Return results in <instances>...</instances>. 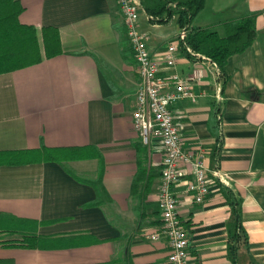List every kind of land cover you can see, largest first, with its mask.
Here are the masks:
<instances>
[{
	"label": "crops",
	"instance_id": "0c3cea01",
	"mask_svg": "<svg viewBox=\"0 0 264 264\" xmlns=\"http://www.w3.org/2000/svg\"><path fill=\"white\" fill-rule=\"evenodd\" d=\"M19 2L20 24L57 29L63 53L0 75V154H26L0 165V264H171L167 240L146 237L162 225L165 155L134 126L141 78L118 1ZM250 12L260 13L252 47L229 60L220 81L207 74L196 91L206 96L172 108L186 150L207 152L211 180L201 204L184 182L175 187L191 264H233L224 189L243 202L240 264H264V0H206L193 27L222 32ZM141 28L156 59L180 32L176 21L153 25L144 12ZM194 68L180 56L178 73ZM46 149L88 157L40 160ZM216 170L232 180L223 184ZM25 237L34 247L20 245Z\"/></svg>",
	"mask_w": 264,
	"mask_h": 264
},
{
	"label": "built area",
	"instance_id": "2783aa9c",
	"mask_svg": "<svg viewBox=\"0 0 264 264\" xmlns=\"http://www.w3.org/2000/svg\"><path fill=\"white\" fill-rule=\"evenodd\" d=\"M127 28L134 57L141 78L136 94L134 126L144 145L151 146L158 140L164 150L158 203L162 216L161 227L146 235L152 241L167 240L171 264H191L188 230L179 212V198L175 187L184 182L186 193L201 204L209 196V169L205 164L207 152H189L178 127L172 108L182 100L197 102L207 92L197 94L207 74L217 81L223 77V69L212 58L195 52L188 44V30H181L176 39L156 59L150 50V35L141 28L142 7L138 0H117ZM149 20V19H148ZM181 55L191 60L195 68L184 77L177 68ZM218 100H222V87L217 86ZM188 174L192 180L187 181ZM212 175L223 184L231 176L216 170Z\"/></svg>",
	"mask_w": 264,
	"mask_h": 264
},
{
	"label": "trees",
	"instance_id": "16d2710c",
	"mask_svg": "<svg viewBox=\"0 0 264 264\" xmlns=\"http://www.w3.org/2000/svg\"><path fill=\"white\" fill-rule=\"evenodd\" d=\"M138 1L151 24L167 25L176 21L180 31L188 30L189 46L195 52L212 58L222 69H225L232 57L246 53L256 40L259 12H250L229 20L223 24L222 32H219L211 28L193 27L195 19L205 8L206 0ZM22 12L19 0H0V75L37 65L44 59H52L63 53L59 31L49 27L39 33L34 27L20 24L19 16ZM218 114L216 111L217 117ZM73 151L46 149L41 153L40 160L62 163L88 157L75 156ZM23 155L2 153L0 165L19 163ZM223 191L232 208L228 224L229 257L233 264H240V244L247 241L248 245V234L243 226V202L232 190ZM33 239L25 237L20 245L34 247Z\"/></svg>",
	"mask_w": 264,
	"mask_h": 264
}]
</instances>
